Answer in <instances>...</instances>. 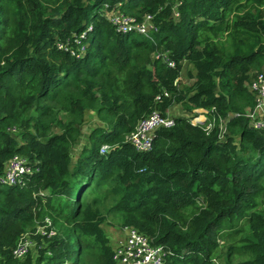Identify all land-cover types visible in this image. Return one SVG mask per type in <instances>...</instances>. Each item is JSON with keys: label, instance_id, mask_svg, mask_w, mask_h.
Here are the masks:
<instances>
[{"label": "trees", "instance_id": "trees-1", "mask_svg": "<svg viewBox=\"0 0 264 264\" xmlns=\"http://www.w3.org/2000/svg\"><path fill=\"white\" fill-rule=\"evenodd\" d=\"M180 2L174 20L173 0H0V177L16 154L34 168L23 184L0 183V264H113L105 216L95 218L110 191L118 200L107 212L167 246L168 264H264V129L246 116L248 74L264 71V0ZM117 6L137 19L155 14L159 30L117 31ZM85 31L82 55L58 47L70 39L76 48ZM165 50L175 68L154 57ZM184 60L195 68L187 80ZM175 101L189 113L215 108L224 137L217 121L207 132L177 115L151 150H135L138 122ZM89 111L97 122L76 155ZM47 217L59 233L35 232L38 256L14 257ZM92 227L97 243L86 238Z\"/></svg>", "mask_w": 264, "mask_h": 264}, {"label": "built area", "instance_id": "built-area-1", "mask_svg": "<svg viewBox=\"0 0 264 264\" xmlns=\"http://www.w3.org/2000/svg\"><path fill=\"white\" fill-rule=\"evenodd\" d=\"M109 19L116 30L122 33L135 31L153 38V35L159 30L155 14L153 13H146L142 19H137V17L123 12L117 6L109 13ZM92 29L93 25H90L89 30ZM87 34L88 31L79 35L74 34L73 38L77 44L76 48L73 47L70 39H67V41L58 40L57 45L61 49L70 50L72 54L80 56L86 51L88 45V42L82 43V39L86 38ZM154 57L161 59L171 68H175L177 65L176 60L168 50L157 51ZM249 89L254 97L255 104L247 109L246 116L251 127L262 130L264 129V71L256 74L251 81ZM165 95L169 96V92H165ZM199 109L195 108L186 117L190 119L193 125H204L207 132L212 130L217 121L219 124V137L223 138L227 131L226 118L221 115H214L210 119V114L212 112L214 114L215 108L213 111L203 107H201V111ZM194 114L196 115L194 116ZM175 123L176 115L169 113L164 115L159 110H153L138 122L135 130L128 136V140L135 150L147 152L153 147L156 132L163 128H170ZM10 129L12 132L16 131L15 127ZM108 148V145H103L101 152L105 153ZM33 172L34 168L28 163L27 159L22 155L16 154L7 162L5 171L0 177V183L7 185L23 184L25 176ZM51 224V219L47 217L45 224L38 228L36 234L41 233L48 237L55 235L57 232ZM37 244V240L29 238L25 234L13 249L14 257H26ZM170 254L171 250L167 246L161 243H154L149 235L130 225L120 228V234H117L116 241L112 245L113 264H168Z\"/></svg>", "mask_w": 264, "mask_h": 264}, {"label": "rangeland", "instance_id": "rangeland-1", "mask_svg": "<svg viewBox=\"0 0 264 264\" xmlns=\"http://www.w3.org/2000/svg\"><path fill=\"white\" fill-rule=\"evenodd\" d=\"M180 4H181L180 0H173V4H172L173 5V14H172L173 18L172 19H174V20L176 18H178V15H179L178 8H179ZM194 71H195L194 65L192 63H190L189 61L187 62L186 60H184L182 71H181L182 76L184 77V80H187L188 79L187 78L188 75L191 72H194ZM257 73L258 72H251V73L248 74V78L246 80V85L248 87H250L251 81L256 76ZM180 87H181V85H180ZM199 111H201V108L199 109ZM169 114L176 115V116L179 115V114H187V115H189V111L185 110V108L183 106V103L181 101H179V102L175 101L173 103V107H171V110H170ZM195 115L196 114H194V116ZM96 122H97V119H96L95 113L93 111H89L87 113V115H86V120L84 122L83 130L81 132V135L78 137L77 143H76V145L74 147V150H73L76 153V155L84 148V146L88 145L86 143L87 138H88L90 132L92 131V125H94ZM16 131H19V130L16 129ZM53 131L54 132H60L62 130H61V128L54 126L53 127ZM101 149H102V147H101ZM74 158H76V157H74ZM94 194H95V192L92 193V189H89L87 191V193H86V198H89V201H91L92 200V196ZM117 200H118L117 196L112 191H110L109 198L104 201V204H102V206L100 207V211L95 216L96 220L98 221L99 217H100V213L104 214L105 217H104V220L100 223V228L102 229L103 232L108 234L112 245H113V242L115 243V241H116L117 234H120V228H121L120 225H121V223H120L119 219L117 218V216L112 215L111 213H108L107 211L114 203H116ZM42 225H43V223L37 222L36 227L27 229V232H25L26 235L29 238L35 239V237H36L35 236L36 235L35 232ZM54 225L56 226L54 228L55 231L59 233L60 227L58 226V224H54ZM100 237H101V232L96 230L95 227H92L90 233L86 234V238H88L90 240H93L96 243L99 242ZM48 242H50V240H48V239L44 240V241L42 240L41 244L43 243L44 245H47ZM220 243H223V242L221 241ZM43 244H42V248H43ZM37 249H38V251H36V247H35L32 250V254H33L34 258L36 256H38V254H39L38 252L40 250V247H38ZM222 250H224V248ZM241 258L244 259V258H246V256L235 257L234 260L238 261ZM218 260L222 261V258L219 257Z\"/></svg>", "mask_w": 264, "mask_h": 264}, {"label": "crops", "instance_id": "crops-1", "mask_svg": "<svg viewBox=\"0 0 264 264\" xmlns=\"http://www.w3.org/2000/svg\"><path fill=\"white\" fill-rule=\"evenodd\" d=\"M179 115H184V116H186L187 114H179Z\"/></svg>", "mask_w": 264, "mask_h": 264}, {"label": "bare ground", "instance_id": "bare-ground-1", "mask_svg": "<svg viewBox=\"0 0 264 264\" xmlns=\"http://www.w3.org/2000/svg\"><path fill=\"white\" fill-rule=\"evenodd\" d=\"M201 118H203V117H201Z\"/></svg>", "mask_w": 264, "mask_h": 264}]
</instances>
